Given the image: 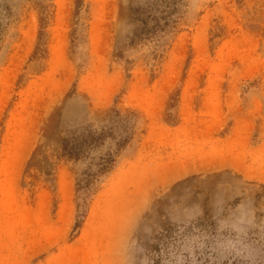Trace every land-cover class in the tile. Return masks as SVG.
Returning <instances> with one entry per match:
<instances>
[{"label": "rangeland", "instance_id": "rangeland-1", "mask_svg": "<svg viewBox=\"0 0 264 264\" xmlns=\"http://www.w3.org/2000/svg\"><path fill=\"white\" fill-rule=\"evenodd\" d=\"M216 8L0 0V264H264V42Z\"/></svg>", "mask_w": 264, "mask_h": 264}, {"label": "crops", "instance_id": "crops-1", "mask_svg": "<svg viewBox=\"0 0 264 264\" xmlns=\"http://www.w3.org/2000/svg\"><path fill=\"white\" fill-rule=\"evenodd\" d=\"M225 1L226 5L224 10H221V4H223L224 0H217V5L220 9H212L203 14L199 22V34L202 35L207 33L206 27L209 23L210 25L213 23L214 18L217 19V25L219 22L225 23L226 21L223 26L225 28L223 31L225 36L220 40V43H222L226 49L230 50V57L234 60V51L243 49L244 51L247 50L249 51L248 53H251V51L255 50L259 44H263L264 22H258L255 17L256 14H252L251 12L252 10L258 9V0H241L240 4H235V1L233 0ZM246 10H250L251 12L249 18L248 15H245ZM223 18L224 21H222ZM232 60L229 62L230 65L235 64V61ZM243 65L252 66L253 61H245ZM258 96L261 97L260 94ZM262 96L264 97L263 94ZM242 120L245 121V125H230L228 133L222 135L227 138L240 140L242 145H248L250 137L249 111H245V113L243 112ZM225 126L226 125H170V128L174 127L173 129L183 128L186 131L189 130L192 133L189 137H194L195 139L197 130H200V136L204 134L208 136V132L210 131H212V135L215 134L220 136L225 129Z\"/></svg>", "mask_w": 264, "mask_h": 264}]
</instances>
